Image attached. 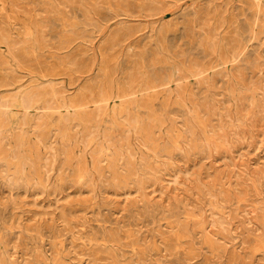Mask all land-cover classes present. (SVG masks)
I'll return each mask as SVG.
<instances>
[{
  "label": "rangeland",
  "instance_id": "obj_1",
  "mask_svg": "<svg viewBox=\"0 0 264 264\" xmlns=\"http://www.w3.org/2000/svg\"><path fill=\"white\" fill-rule=\"evenodd\" d=\"M0 264H264V0H0Z\"/></svg>",
  "mask_w": 264,
  "mask_h": 264
}]
</instances>
